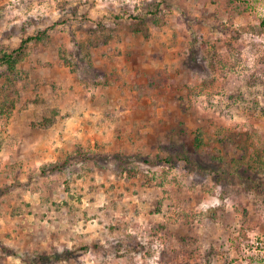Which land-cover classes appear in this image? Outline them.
<instances>
[{
    "label": "clouds",
    "instance_id": "clouds-1",
    "mask_svg": "<svg viewBox=\"0 0 264 264\" xmlns=\"http://www.w3.org/2000/svg\"><path fill=\"white\" fill-rule=\"evenodd\" d=\"M0 264H264V0H0Z\"/></svg>",
    "mask_w": 264,
    "mask_h": 264
},
{
    "label": "trees",
    "instance_id": "trees-1",
    "mask_svg": "<svg viewBox=\"0 0 264 264\" xmlns=\"http://www.w3.org/2000/svg\"><path fill=\"white\" fill-rule=\"evenodd\" d=\"M202 142H203V141L200 139V137L197 136V137L195 138L194 145H195L196 147H199V146L202 144Z\"/></svg>",
    "mask_w": 264,
    "mask_h": 264
},
{
    "label": "rangeland",
    "instance_id": "rangeland-1",
    "mask_svg": "<svg viewBox=\"0 0 264 264\" xmlns=\"http://www.w3.org/2000/svg\"><path fill=\"white\" fill-rule=\"evenodd\" d=\"M234 119H238V118H236V117H234ZM203 143V142H202ZM201 146V145H200ZM199 146V147H200ZM199 147H196L195 145H194V143H192L191 145H190V148H199ZM221 163L223 162L222 160L220 161ZM245 211H247V210H245ZM214 213H213V217H214Z\"/></svg>",
    "mask_w": 264,
    "mask_h": 264
}]
</instances>
